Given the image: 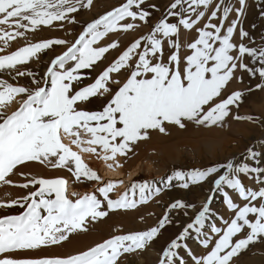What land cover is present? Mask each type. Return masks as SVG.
<instances>
[{
  "label": "snow or ice",
  "instance_id": "snow-or-ice-1",
  "mask_svg": "<svg viewBox=\"0 0 264 264\" xmlns=\"http://www.w3.org/2000/svg\"><path fill=\"white\" fill-rule=\"evenodd\" d=\"M94 0H0V53L5 52L10 42L27 38L43 27H54V22L75 24L76 13L92 8ZM215 3L208 22L198 28V38L188 45L192 54L186 57L183 74L179 64L180 29H193ZM235 8L232 0H173L151 32L130 44L93 83L79 89L86 78L83 70L93 69L106 58L110 49L119 44L96 47L110 33H128L138 29L140 23L147 24L157 5L148 0H126L121 6L101 15L84 27L83 32L67 51L50 61L43 79L45 86L29 91L24 86H14L0 78V185L27 189L39 186L29 195L0 202V207L19 206L22 214L0 218V264H118L125 254L143 251L154 244L162 230L172 223L170 213L187 216L186 211L194 205L183 199L170 203L158 224L149 230L117 234L90 249L67 257L13 258L4 254L39 250L42 247L59 246L70 240L74 234L87 233L90 225L109 216L111 212L138 209L162 193V188L152 181L134 182L118 198H110L123 181H109L97 188V194L88 193L69 198L68 180L64 178L27 179L18 168L35 162L53 169H67L76 182L101 181L102 177L85 162L81 153L97 156L104 161H113L108 168L121 167L117 158L130 159L135 155V146L151 138L152 131L167 135V125L186 128L191 122L207 130L223 129L232 108L238 111L248 92L264 88V83L246 92L235 91L227 98L216 102L226 91L229 83L236 78L237 69L247 71L250 77L259 76L264 81V46L249 47L233 42L238 26L242 25L248 0H238ZM258 6L264 0H257ZM232 12L236 19L225 27ZM264 18V11L261 12ZM219 19L220 23H212ZM175 22H170V21ZM131 21V22H128ZM241 40L254 38L239 27ZM175 38V39H174ZM264 39V36L261 37ZM167 41L174 51L168 62L163 60L164 43ZM64 39H47L28 43L10 54L0 55V72H7L15 80L30 77L39 85L41 79L26 66L39 62L41 54L53 46L65 45ZM236 51V56L232 52ZM251 58V66L244 63ZM135 61V63H133ZM23 69V70H21ZM130 70L127 82L119 87L114 96L100 111L81 110L77 106L93 99L103 98L112 91L110 85L119 84L113 73ZM242 81V78H240ZM50 81V87H47ZM25 94L18 110L10 115L4 108L15 97ZM234 119L253 121L252 115ZM70 137L71 145L64 142ZM264 153L255 146H249L244 159L238 157L206 168L173 170L166 178V187L189 190L210 178L212 193L223 194L230 210H235L231 221H224L226 227L215 224L206 231L210 205L214 195H209L194 218L181 233L161 249L158 264H187L181 250L193 264H231V261L249 250L250 246L264 240ZM223 169V171H221ZM219 175L217 176L216 174ZM254 174L255 182L262 185L258 190L246 186L241 176ZM20 175L25 182L16 184L11 176ZM230 192L247 201L242 207L233 201ZM261 201L258 205L256 201ZM106 202V203H105ZM243 235L244 238H239ZM199 238L204 248L211 249L202 257L192 253L187 239ZM235 238V239H234Z\"/></svg>",
  "mask_w": 264,
  "mask_h": 264
},
{
  "label": "rangeland",
  "instance_id": "rangeland-1",
  "mask_svg": "<svg viewBox=\"0 0 264 264\" xmlns=\"http://www.w3.org/2000/svg\"><path fill=\"white\" fill-rule=\"evenodd\" d=\"M125 2L126 0H94L92 8L87 10H81L78 13L74 14L75 19L78 21V23L69 24L65 22L64 26L60 27V22H54L55 25L54 27L42 26L41 30L35 33H27L26 39L17 38L16 40L11 41L10 46L6 48L5 52L0 53V55L10 54L11 52L18 50L20 47L26 46L28 43H32V42H38L47 39L66 40L67 44L53 46L51 50H48L46 53L41 54V58L39 62H33L26 66L27 68L33 70L37 74V79H41L42 77H44L46 69L50 65V61L53 58H55V56L61 55L63 54V52L67 51V48L70 47L73 43H75L76 39H78L79 35L83 32L84 27H86L88 23L92 22L95 19H98L101 15H104L106 12L121 6ZM148 2L157 5V9H150L152 11V16L150 17L149 22L146 25L143 24V22H138L140 23V27L128 33H120V32L110 33L107 37H105L102 41H100L97 45H95L96 47H101V46H107L108 44L113 42H117L119 44V46L116 49H110L109 52L105 54L106 58L98 62L93 69L83 70V72L86 75V78L83 80L82 83L75 85L76 89H79L83 86L93 83L94 80L102 73V71L105 70L108 66H110L116 59H118L119 55L122 54V52L126 50V48L130 46L131 43H133L136 39L140 38L141 36H145L149 34L154 24L163 17L165 10L173 2V0H148ZM232 3L235 8L240 7L238 0H232ZM249 5L253 6L254 11L252 15L253 17H251V19L248 21L249 17H247L246 15ZM248 6L246 9V14L243 18L242 25L240 26H242L243 29L250 34V37L254 38L255 42L253 43L252 40L249 39H244L243 41L241 40L239 36L240 26H238L237 32L234 35L233 42L236 43L237 45H239L240 43H244L249 47L264 46V39L261 38L262 36H264V18L261 17V12L264 11V5L258 6L256 0H248ZM214 8H215V3L212 5V7L207 9V14L205 15V17L202 20H200V22L193 29L185 30L183 29V27H181L180 29L179 42L181 47L179 49V58H180L179 68L180 71H182V74L186 67V57L192 54V51L189 49L188 45L194 42L198 38L197 29L204 27L205 23L208 22V18L210 16L211 11ZM234 19H236V13L232 12L229 16L228 22H226L225 24V27L227 26V23H230V21ZM170 22H175V21L173 20ZM212 23L219 24L220 21L219 19H216L213 20ZM0 27H6V26H0ZM0 46L3 45L0 44ZM173 51L174 50L169 47L167 41H165L164 56H163V60L165 63L168 62V58L173 53ZM237 54L238 53L236 51L232 52L233 56H236ZM245 61L251 66L250 57L246 56L244 58V63ZM133 63H135V61H133ZM241 72L242 70L237 69L235 73L236 78H234L229 83L228 87L226 88V91H224L222 96L218 98L216 102H220L221 100L227 98V96L233 93L234 90L246 92L248 89L255 88L257 84L264 83V81H261L259 76H256L255 78L250 79L249 82L242 84L241 83L242 81L240 79ZM13 75H15L14 72L12 73V75H9L7 72H0V78L8 81L9 83H12L14 86H24L28 88L29 91H34L38 87L45 86L43 79H41V83L37 85L33 83L30 77H18L15 80H13L12 79ZM129 77H130V70H122L120 73H113L112 78L119 80L120 83L110 85L112 88V91L110 93L105 95L103 98L93 99L89 103H81L77 107L81 110H87V111L102 110L103 107L106 105V103L112 98V96H114L115 92L118 91L119 87H122L123 84L127 82V79ZM233 85L238 86L239 88L233 87ZM47 87H50V81ZM263 94H264V88L258 91L248 92L244 102L239 106L238 111L237 109H235V107L232 108V115H230L231 117L229 116V118H227V123H226L227 125H225L227 130L225 128L223 129L212 128L211 130L213 131L209 130V132H211L213 136L206 135L203 131H206L207 129L203 127H196L191 122L186 123L187 128H185V130L187 132H184L178 126H174L171 124H168L166 126L168 132L167 135L160 134L158 131L157 132L152 131L150 139L139 142L135 146L134 148L135 155H132L130 159L126 160L125 157L117 158L119 164L122 165L121 167L108 168V164L113 163V161H104L93 154L82 153L81 155L85 160V162L88 163L89 166L94 171H96L99 176L102 177V180L99 182L97 181L76 182L75 178L71 175V173L67 171V169H53L47 166H42L40 164L38 165V163L35 162L29 163L30 165L28 164L27 166H31V167L34 166L35 168L37 166L38 168L40 167L41 170L39 169L35 171L34 174L33 172H31L32 173L31 174L30 171H26L27 173L24 172L27 175V179L64 178L69 182L67 194L69 198L72 200L78 198L76 196L71 195L73 192L79 193L80 196L95 192L98 198L102 199V197L96 190L99 186H103L104 183H107L109 181H117V182L123 181L122 184H118L117 188L112 193H110V198L113 199L118 198L119 195H121L124 191H126L134 182L152 181L156 183L158 187L162 188V193L160 196L155 197L148 204L141 205L138 209L111 212L108 217L103 218L102 220L91 224L89 232L74 234L72 237H70L69 241L62 243L63 245L61 244L59 246H54L55 249L53 246H50V247H42L39 250L20 251V252L8 253L4 255L11 256L13 258H25V257L44 258V257H67L74 254H78L80 252L90 249L91 247H94L96 244L102 243L104 240L109 239L114 235L128 234L132 232L149 230L150 228L158 224V221L164 216L171 202H173L178 198L183 199L187 204L194 205V207H189L186 209V211L188 212L187 216L183 215L182 212L180 214H177L175 211L170 213L172 223L167 225L166 228L162 230V234L159 236L158 240L154 244L150 245L148 248H146L143 251L138 250L137 252H134L132 254H125L121 258L122 264H158L162 255L161 249L165 248L172 239L177 237L183 230L184 226L187 223H189L191 219L194 218V216L199 211L202 210L203 204L207 202L209 195L212 194L213 181L216 178L214 176L210 178L207 182H204L199 186L190 187L189 190H181L178 187L172 189L167 188L166 187L167 176L170 175L174 169L175 170H192L196 168L203 169L208 166L215 165L217 163L226 162L229 158H233V157H238L236 162L239 163L244 159L246 150L249 148V146H255L257 150L260 149L257 144L258 139L256 138L258 135L260 137L264 134V112L261 113L259 111H255L253 106L258 105L259 107L260 105H264ZM26 98L27 96L25 94H21L15 97L4 108V114L10 115L13 111L18 110L21 103ZM254 99H256V101H259V103L258 104L255 103L254 105L252 103ZM236 114H239L242 117L252 115L255 119L253 121H248L244 119L237 120L233 118ZM189 127H191L192 129ZM216 130L218 131L217 133H215ZM224 130L228 132L227 133L223 132ZM233 130L234 131L237 130V133H235ZM200 131L202 132L200 133ZM243 131L248 133L244 135ZM195 136L196 138H194ZM70 141H71L70 137H64L65 143L70 144ZM222 141H224V143L226 144L224 143L222 144ZM179 143L182 144L183 147L180 145L178 146ZM167 144L169 146H167ZM70 146L75 151L79 150L78 148H76L75 145L70 144ZM165 148H167L168 151L170 152H168L167 149ZM261 149L260 151L264 153V144L261 147ZM143 151L144 153H142ZM164 153L165 155H163ZM262 163H264V161ZM21 168H25V167H20L18 168L17 171L19 172L20 170H22ZM134 170H136V172H133ZM44 171L46 172L49 171L51 172L52 175L50 177L46 176L45 173L43 174ZM107 171H110L112 173L115 172L116 174H117L116 171L118 172L120 171L121 176H116V175L109 176L107 174ZM221 171H223V169ZM130 174L132 176L129 177ZM216 175L218 176L219 173ZM118 177L121 178L119 179ZM245 178L246 180H249L251 185H248L246 181L245 182L243 181V179L245 180ZM254 178H255L254 174H250L248 176H244V175L241 176L242 182L244 184L246 183L245 184L246 186L251 187L254 190H258L262 185L256 183ZM11 179L16 184L25 182V180L21 176L17 177L13 175V177L11 176ZM12 187H14V189ZM38 187L39 186L37 185L34 187L30 186L27 189H23L15 186L0 185V202L8 203L12 200L23 198L29 195L31 192L35 191L36 188ZM16 188L20 190L19 193L15 190ZM230 195L233 201L238 205V207H242L245 203H247V201L240 199L234 192H230ZM223 202H225L224 199L221 202V204ZM260 202L261 201L258 200L255 203L258 205ZM226 208H225L226 213L223 216L221 215L215 216L210 210L209 222L208 223L206 222L207 223L206 227L208 230H210V226L213 224H215L218 227L224 228L226 227L224 221L227 220L230 222L231 219L235 217V210H230L227 207V205ZM24 210H25L24 208H21L18 205L13 207H0V218L8 215H19L22 214ZM210 236L213 237V242H214L215 234L212 233ZM242 236L243 235H241L239 238H244ZM193 238L194 237L187 239L186 243L188 244L193 254H195L197 257H202L208 252L209 248L212 245H210L209 248H204L200 244V242L192 243ZM67 244L68 247L66 248V250L64 249V253L59 255H54L53 252L57 251L58 247H63L64 245ZM160 246L162 247L159 249ZM75 247L77 248L75 249ZM36 252L39 253L37 254V256H35ZM185 252L186 250H181V255L184 257L187 264H193V261L185 254ZM238 259L264 260V240H262L260 243L250 246L249 250L242 253L240 257H238ZM118 264H121V262H118Z\"/></svg>",
  "mask_w": 264,
  "mask_h": 264
},
{
  "label": "bare ground",
  "instance_id": "bare-ground-1",
  "mask_svg": "<svg viewBox=\"0 0 264 264\" xmlns=\"http://www.w3.org/2000/svg\"><path fill=\"white\" fill-rule=\"evenodd\" d=\"M257 1V0H256ZM253 11H254V8H253V6L252 5H249L248 6V9H247V17H249L248 18V21L251 19V17H253L252 15H253ZM233 18V17H232ZM228 24V23H227ZM245 26H246V23H245ZM253 26H254V24H253ZM251 27V26H250ZM107 61V60H106ZM245 63H246V61H245ZM246 64H248V63H246ZM181 73H182V71H181ZM241 78H242V84H245V83H247V82H249V80L250 79H252V77H250V75H249V73L247 72V71H243L242 70V72H241ZM234 83V82H233ZM236 83V82H235ZM232 85V84H231ZM236 85V84H235ZM235 85H233V87H238V86H235ZM238 85V84H237ZM228 87V86H227ZM239 88V87H238ZM236 89V88H235ZM232 90V89H231ZM234 92H235V90H234ZM231 93V92H230ZM251 95V94H250ZM264 95V94H263ZM258 99V98H257ZM252 103L255 105V103H259V101H256V99H254L253 101H252ZM253 108L255 109V111H259V112H261V113H263L264 111H263V109H264V105H260L259 107H258V105H255V106H253ZM236 109V108H235ZM231 117V116H230ZM229 118V117H228ZM227 125V124H226ZM187 128V127H186ZM189 128H191V127H189ZM188 128V129H189ZM225 129H226V127H224ZM192 129V128H191ZM217 129V128H216ZM234 129V128H233ZM184 132H187L185 129H182ZM227 130V129H226ZM252 130V129H251ZM180 131V130H179ZM211 131H213V130H211ZM234 131V130H233ZM157 132V131H156ZM202 131H200V133H201ZM206 135H208V136H213L212 134H211V132H209V130H206V131H203ZM218 131L216 130V132L215 133H217ZM223 132H226L225 130L223 131ZM228 132V131H227ZM226 132V133H227ZM235 133H237V130H235L234 131ZM199 133V132H198ZM248 132H245V131H243V134L244 135H246ZM190 134V133H189ZM214 134V133H213ZM205 135V136H206ZM188 136V135H187ZM190 136V135H189ZM153 137H154V135H153ZM163 137V136H162ZM192 137V136H191ZM204 137V136H203ZM177 138H178V136H177ZM181 138V137H180ZM194 138H196V136L194 137ZM209 138V137H208ZM226 138V137H225ZM224 138V139H225ZM256 139H258V141H257V144H258V147L261 149V147L263 146V144H264V134L262 135V136H260L259 137V135L257 136V138ZM191 140V139H190ZM211 140H213V139H211ZM152 141V140H151ZM185 142H187V141H185ZM224 143V141H222V144ZM261 143H262V145H261ZM174 144V143H173ZM189 144H191V143H189ZM224 144H226V143H224ZM182 146L183 147V145L182 144H178V146ZM184 145H185V143H184ZM195 145V144H194ZM193 145V146H194ZM167 146H169L168 144H167ZM192 146V145H191ZM162 147H164V146H162ZM165 147H166V145H165ZM174 147V146H173ZM195 147V146H194ZM224 147V146H223ZM257 147V148H258ZM160 148V147H159ZM154 149V148H153ZM157 149V148H156ZM161 149H163V148H161ZM165 149H167V148H165ZM260 149H258L259 151H260ZM214 150V149H213ZM262 150V149H261ZM79 151V150H78ZM164 151H166V150H164ZM167 151H168V149H167ZM168 152H170V151H168ZM261 152V151H260ZM142 153H144V151L142 152ZM146 153V152H145ZM82 154V153H81ZM159 154V153H158ZM143 155V154H142ZM163 155H165V153L163 154ZM171 155V154H170ZM228 155V154H227ZM226 155V156H227ZM165 157V156H164ZM161 158V157H160ZM159 158V159H160ZM175 158V157H174ZM155 159H157V158H155ZM262 159V162L264 161V157H262L261 158ZM120 160V159H119ZM162 161V160H161ZM170 162V161H169ZM104 163V162H103ZM106 163V162H105ZM205 163V162H204ZM30 165V164H29ZM39 165V164H38ZM94 166V165H93ZM22 170H20L19 172H22V173H24V172H26V171H30V173L31 172H33V174H34V172L35 171H37V170H39L40 169V167L38 168L37 166H36V168L33 166V167H31V166H26L25 168H21ZM41 170V169H40ZM46 170V169H45ZM49 170V169H48ZM112 171V170H111ZM117 172V174L114 172V173H112V172H110V171H107V174L109 175V176H113V175H116V176H121V173H120V171L118 172V171H116ZM133 172H136V170H134ZM27 173V172H26ZM45 173V175L46 176H51L52 174H51V172H46V171H44L43 172V174ZM32 174V173H31ZM55 174V173H54ZM136 174V173H135ZM61 175V174H60ZM15 176H20V175H15ZM130 176H132L131 174L129 175V177ZM13 177V176H12ZM31 177V176H30ZM53 177V176H52ZM61 177V176H60ZM32 178V177H31ZM68 178V177H67ZM110 178V177H109ZM119 179L121 178V177H118ZM244 178V177H243ZM112 179V178H111ZM255 179V178H254ZM243 181L245 182L246 181V183H248V185H251V183L249 182V180H246V178H245V180L243 179ZM104 183V182H103ZM245 183V184H246ZM13 189H14V187H12ZM18 193H19V189L18 188H16L15 189ZM76 190V189H75ZM70 191V190H69ZM211 193V192H210ZM210 195H214V198H213V201H212V204H211V206H210V210L212 211V213H213V215H215V216H219V215H221V216H223L225 213H226V211H225V208H226V202H223L222 204H221V202L223 201V195L221 194V193H219V192H217V193H215V194H210ZM227 209V208H226ZM9 214V213H8ZM210 217V216H209ZM215 218V217H214ZM221 218V217H220ZM207 223L209 222V219H208V221H206ZM206 223V224H207ZM206 231H208V233H209V235H211L212 233L210 232V230H208L207 229V227H206V229H205ZM243 237V236H242ZM235 239V238H234ZM73 242V241H72ZM193 242H195V243H199V238H197V237H195L194 236V238L192 239V243ZM69 243V242H68ZM165 243V242H164ZM70 244V243H69ZM191 244V243H190ZM213 244H214V242H213ZM63 245V244H62ZM72 246V245H71ZM74 246H76V245H74ZM191 246V245H190ZM54 247V246H53ZM68 247V244L67 245H64L63 247H58V249H57V251H52L53 253H54V255H59V254H62V253H64V249L66 250V248ZM70 247V246H69ZM162 246H160L159 247V249L161 248ZM52 248V247H51ZM73 248V247H72ZM77 247H75V249H76ZM195 248V247H194ZM46 249V248H45ZM54 249H55V247H54ZM196 249V248H195ZM210 249H211V247L209 248V250L208 251H210ZM69 250V249H68ZM43 251V250H42ZM71 251V250H70ZM73 251V250H72ZM35 252V251H34ZM38 252V251H37ZM36 252V255L35 256H37V254H39V253H37ZM47 252V251H46ZM66 252V251H65ZM160 252V251H159ZM43 253V252H42ZM42 253H41V255H42ZM17 254V253H16ZM27 254H29V253H27ZM46 254V253H45ZM45 254H43V255H45ZM21 255H24V254H21ZM20 256V255H19ZM159 257V256H158ZM240 257V256H239ZM31 258V257H30ZM231 264H264V260H262V259H252V260H246V259H238V257H236V258H234L232 261H231Z\"/></svg>",
  "mask_w": 264,
  "mask_h": 264
}]
</instances>
